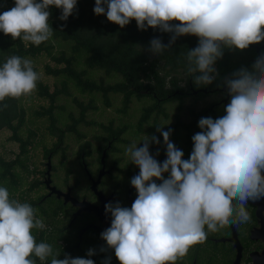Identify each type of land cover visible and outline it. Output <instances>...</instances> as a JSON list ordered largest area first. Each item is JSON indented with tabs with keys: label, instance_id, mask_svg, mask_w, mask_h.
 Here are the masks:
<instances>
[{
	"label": "clouds",
	"instance_id": "1",
	"mask_svg": "<svg viewBox=\"0 0 264 264\" xmlns=\"http://www.w3.org/2000/svg\"><path fill=\"white\" fill-rule=\"evenodd\" d=\"M76 4L15 0L14 7L0 14V32L39 46L54 32L47 9H61L60 19L67 20ZM105 9L107 20L120 28L135 20L139 30L172 33L168 46L159 39L150 42L153 55L162 54L177 37H198V46L187 52L189 74L200 73L197 86L215 79L213 65L222 57V46L244 50L264 40V0H95V15H104ZM234 77L226 81L231 96L226 114L199 120L202 131L192 137L188 160L170 142L171 132L161 127L157 131L167 156L162 164L149 153V144L158 143L155 136H145L141 147L134 143L125 149L139 168L131 179L137 198L130 209L105 205L112 222L100 237L114 249L119 264H176L208 232L250 221L248 202L264 198V52L251 72L241 69ZM38 79L31 60L8 58L0 67V101L30 95ZM35 213L28 203L10 201L8 190L0 187V264H35L33 255L41 261L52 255V247L37 243L32 234L45 227ZM92 255L89 249L87 256ZM57 257L51 264H94L92 259Z\"/></svg>",
	"mask_w": 264,
	"mask_h": 264
},
{
	"label": "trees",
	"instance_id": "2",
	"mask_svg": "<svg viewBox=\"0 0 264 264\" xmlns=\"http://www.w3.org/2000/svg\"><path fill=\"white\" fill-rule=\"evenodd\" d=\"M13 2L0 0V14L14 7ZM94 6L95 0H77L75 10L67 20L60 19L61 9L50 6L47 9L50 13L48 23L54 32L39 46L22 39L13 40L0 32V67L8 58L18 56L31 60L33 70L39 75L36 89L30 95L6 97L0 101V136L7 132L3 142L0 141V187L8 190L10 201L28 203L36 210V217L43 219L45 227L34 228L32 234L37 243H47L53 249L52 255L44 261L33 255L31 259L35 264H51V259L57 254V259L68 256L58 244L62 231L56 214L61 204L54 199L41 202L45 193L42 177L48 157L59 154L65 157L61 148L64 138L68 134L83 137L78 130L81 124L99 125L107 132L108 138L119 137L127 128L113 130L102 126L105 125L103 123L86 121V114L97 111L98 107L92 99L84 104L76 97L72 101L79 110V116L76 118L69 114L70 123L59 125L55 111L65 107L56 103L62 96H72L70 86L80 96L100 94L105 108L111 107V94L119 95L121 107L118 112L122 115L127 114L134 100L149 101L148 105L140 108L136 123L140 132L142 125H148L151 119L155 124L160 117L168 119V104L177 102V109L181 110L182 94L189 88L227 87L226 81L235 78L234 73L241 69L251 72L255 63L254 46L257 44H251L244 50L222 46V57L213 65L215 79L209 85L197 86L194 80L200 73L189 74L187 52L198 46V37H177L162 54L153 55L149 51L150 42L159 39L168 46L172 33L162 32L159 28L139 30L135 20L120 28L107 20V9L104 15H95ZM171 23L178 25L179 22ZM42 59L46 62L40 71ZM81 63L85 69L80 68ZM88 71H101L106 76L118 75L120 80L109 84L102 78H92ZM44 76L59 79L60 86L47 83ZM198 96L204 95L199 93ZM36 101H39L37 106L34 104ZM174 117L175 123L167 129L171 133L177 125L184 128V125H195V117L189 124L182 122L179 113ZM107 125H114V122L109 121Z\"/></svg>",
	"mask_w": 264,
	"mask_h": 264
},
{
	"label": "flooded vegetation",
	"instance_id": "3",
	"mask_svg": "<svg viewBox=\"0 0 264 264\" xmlns=\"http://www.w3.org/2000/svg\"><path fill=\"white\" fill-rule=\"evenodd\" d=\"M221 88H189L182 94L184 102L181 110L177 109L175 103V112L179 113L180 119L188 120L185 124L196 118L195 125H184L186 128L177 125L169 137L170 142L183 152V160L190 158L194 147L192 137L202 131L198 126L199 120H216L218 112L222 117V109L226 114L225 108L231 97L224 103L228 88L225 87V92ZM199 93L204 96L199 97ZM187 100L191 102L190 105H185ZM89 126H96L100 132L93 138L83 132V137H74L72 146H75V152L72 157L67 154L71 147L67 137L61 145L65 157L60 154L48 157L42 177L45 193L41 202L54 199L61 204L56 214L58 227L62 231L58 244L69 257L92 259L94 264H119L114 249L109 248L100 237L112 222L111 214L105 212V205L119 203L121 207L130 209L137 198L131 179L139 174V168L125 154V149L132 143L123 135L130 130L133 139L140 141L139 147L145 139L144 135L155 136L158 143L149 144V153L162 164L167 158L166 146L162 135L154 129L161 127L162 131H167L168 127L149 125L146 129L148 125H142V131L138 132L137 125H102L113 130L127 127L119 137L108 138L107 132L99 125L85 127ZM168 175L165 173L164 178L167 179ZM155 182L159 184L161 181ZM52 188L56 192L51 191ZM247 211L251 219L246 224L226 225L216 232H208L205 226L208 232L206 240L190 247L187 255L178 259L176 264H264V198L249 201ZM89 249L94 251L91 257L87 256Z\"/></svg>",
	"mask_w": 264,
	"mask_h": 264
},
{
	"label": "rangeland",
	"instance_id": "4",
	"mask_svg": "<svg viewBox=\"0 0 264 264\" xmlns=\"http://www.w3.org/2000/svg\"><path fill=\"white\" fill-rule=\"evenodd\" d=\"M13 5L15 6V0L13 2ZM63 47H64V49H67L66 48L67 46H64V44H63ZM45 62L46 61H44L43 59L41 60L40 65H39L40 71H41L42 65ZM79 66H80V68L85 69V67L83 66L82 63ZM88 72L91 73L92 78H94L96 80H99L100 78H102L106 83H109V84H112V83L120 80V77L118 75L106 76L101 71H88ZM44 80L47 83L56 84V85L60 86V80L59 79H54L51 77L44 76ZM70 91L72 93L71 97H63L62 96L58 99V101L56 103L58 106L65 107L64 110H56L55 111L56 116L60 120L59 125H65V124L70 123V120L68 119L69 114H72L76 118L79 116V113H78L79 110L72 101L73 97H76L77 99H79V101H82L84 104H87L92 99L94 104L98 107L97 111H89L86 114V121H92V122H95L97 124L103 123L105 125H107V123L109 121H113L115 126H120V125H128V126L133 125L134 126V125H136V123L139 119V116H140V108L148 105V103H149V101H147V100L146 101L143 100L141 102H137L136 100H134L131 103L130 109L127 112V114L122 115L118 112V109H120V107H121V104H120L121 97L119 95H112L111 94L109 97L111 99V107L105 108L103 106L102 98H101L100 94H95L91 97L88 95L80 96L76 92V90L74 88H72V86H70ZM175 103L176 102L170 103L166 106L167 107L166 111L169 115L168 119L160 117L157 124H155L154 121L151 119L149 121V124L146 127V129H148L150 127L149 125H159V126L165 125V127H169L170 125H173L175 123L174 115L176 114ZM34 104L38 105L39 101H36ZM190 104H191V102H189V100H187V102L185 103V105H190ZM183 113H184V111H183ZM219 114H220V112L217 113V119L221 118V116ZM223 116H224V112L222 109V117ZM182 121L185 123L188 122L187 118H182ZM85 126L86 125L81 124L79 126L78 130L80 133L83 132L84 134H86L87 137L93 138L95 135H97L100 132V129H98L96 126H89V127H85ZM154 130L156 132H158L157 129H154ZM129 133H130V130H128V132L123 135L124 139H126L127 141H130L132 144H134V143L137 144V147H139L138 144L140 141L133 139L134 136H132V134H129ZM158 133L161 134V132H158ZM6 136H7V132H4V134L2 136H0V141L3 142V140L5 139ZM145 136L150 137V134L144 135L143 139ZM66 137H67L66 139H68L67 143L71 145V147L68 149L67 154L69 157H72L74 152H75V146H72L74 144V142H73L74 136L71 134H68ZM55 161L58 163L57 160H55Z\"/></svg>",
	"mask_w": 264,
	"mask_h": 264
},
{
	"label": "water",
	"instance_id": "5",
	"mask_svg": "<svg viewBox=\"0 0 264 264\" xmlns=\"http://www.w3.org/2000/svg\"><path fill=\"white\" fill-rule=\"evenodd\" d=\"M254 49H255V52H256V58H255V61L256 59L261 55L262 53V50L264 49V40L260 41V43H258L257 45L254 46ZM216 90H219V89H216ZM222 92H225L226 91V88L223 87L220 89ZM199 92L201 93H205L206 91L205 90H199ZM230 94H229V90H227V95H226V98L224 99V103L230 98ZM49 170V168H48ZM53 192H56L53 188L52 190Z\"/></svg>",
	"mask_w": 264,
	"mask_h": 264
},
{
	"label": "bare ground",
	"instance_id": "6",
	"mask_svg": "<svg viewBox=\"0 0 264 264\" xmlns=\"http://www.w3.org/2000/svg\"><path fill=\"white\" fill-rule=\"evenodd\" d=\"M212 105V104H211Z\"/></svg>",
	"mask_w": 264,
	"mask_h": 264
}]
</instances>
